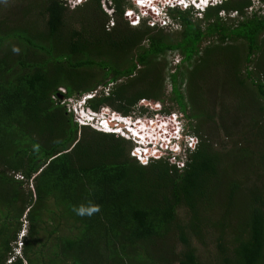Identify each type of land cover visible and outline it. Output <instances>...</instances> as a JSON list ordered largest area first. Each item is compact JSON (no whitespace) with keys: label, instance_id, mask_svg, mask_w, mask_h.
I'll return each mask as SVG.
<instances>
[{"label":"trees","instance_id":"1","mask_svg":"<svg viewBox=\"0 0 264 264\" xmlns=\"http://www.w3.org/2000/svg\"><path fill=\"white\" fill-rule=\"evenodd\" d=\"M111 2L110 29L102 0L73 9L64 0L0 2V264H264V65L261 71L255 56L264 53V12L246 14L251 0H226L201 18L171 10L180 30L168 40L143 20L128 22L129 0ZM221 11H237L239 18L225 19ZM238 40L246 44L244 61L257 71L243 66L245 77L235 73L236 82L255 86L236 91L231 80L223 98L229 105H210L200 65L207 55L214 64ZM94 45L125 51L126 63L91 54ZM167 50L182 54L168 74L173 99L191 128L192 119L211 124L200 121L190 130L198 143L182 168L161 157L135 160L131 141L78 126L60 104L59 94L69 98L111 84L107 95L99 89L87 106L161 118L169 111L158 100L162 72L150 65ZM183 62L185 72L179 70ZM95 68L102 70L99 79L72 83L79 71L94 75ZM156 101L160 108H151ZM214 127L226 135L216 140ZM17 173L31 179L34 195L22 191ZM17 200L28 209L20 253L15 243L23 208ZM90 201L99 213L80 217L72 211Z\"/></svg>","mask_w":264,"mask_h":264},{"label":"rangeland","instance_id":"2","mask_svg":"<svg viewBox=\"0 0 264 264\" xmlns=\"http://www.w3.org/2000/svg\"><path fill=\"white\" fill-rule=\"evenodd\" d=\"M67 4V7L70 9H73L75 7H77L75 4V0H64ZM261 1V2H260ZM251 0V5L248 6L245 9V13L246 14H251L252 12L258 10V9H262L264 10V1L262 0ZM84 2V1H83ZM81 2V4L83 3ZM80 4V3H79ZM80 4V5H81ZM253 4V6H252ZM105 4L102 6V9H105ZM134 6V5H133ZM105 11V10H104ZM263 13L262 11H258ZM193 13V12H192ZM224 13V12H223ZM90 13L88 12L86 14L85 19L88 22L92 23V20L89 16ZM222 14V13H221ZM226 14V15H225ZM225 16H223V18L228 19V18H239V15L237 13L236 16L232 17L231 15V11L229 12H225ZM231 14V15H230ZM201 16L203 17V13L198 16L195 15L193 13V17H197V18H201ZM112 20V16L108 17V20L106 21V28L110 29L114 24L111 23ZM115 20V19H114ZM138 25V24H137ZM176 25V26H175ZM175 25H168L170 28H163L162 31L163 33L166 35V38L168 40H175L179 37V31L180 30V25L175 23ZM179 27V28H178ZM159 29V28H157ZM264 35V33H263ZM207 42H204L202 44V46H204ZM264 47V43L261 44ZM57 51H61L62 50V45L58 44L56 46ZM89 51L91 52V54L93 55H98L101 54L103 56H106L107 58H109L110 60L117 62L119 64L122 63H126V60H124L127 57V54L125 51H120L118 49H114L113 47H109L106 45H94V47H90ZM245 51H246V44L243 41H234L233 42V46H231L229 52H226L225 55H220L219 56V60H217L214 64H213V60H210V58H208V55L206 56V59L202 62V64L200 65V70H198L199 74H203L205 75V82L200 83V85L203 86L202 92L205 98V101L207 100L209 102L210 105L213 106H223V105H229L226 101H224V97L225 94H227L226 92H228V87L229 83L231 82V80H233V83L231 84V87H235L236 91H240L242 89V87H249L252 88L255 85H252L250 81H245L244 84H237L236 82V74L238 75V73H240V76L245 77V67L246 66L253 72V74L257 71V68L255 67L254 62L252 63H247L244 61L245 58ZM182 54L177 50H167L164 54L160 55L159 58L154 59L153 62H151L152 64L150 65L151 68H155V67H159L161 68V72H162V82L159 83V87L161 90V94H160V98L158 99L159 102H163L167 107H169V111H167L168 113H163L162 117L160 119L164 120V123L166 122L164 127H173L175 129V135H177V133L179 134H183L185 133V131H192L193 128L195 127V123H197L198 125H200V121H202L201 124H203L204 126L211 125V124H204V119H192V123H193V128H191V124L188 123V120L185 118L184 113L179 109L175 99H173V95L171 93V86L169 83V78H168V74L169 72H172L174 70H176V65H178L181 61V56ZM257 61L260 64L259 68L261 69V71L263 70L262 66L264 65V53H258L257 55ZM238 57V59H237ZM224 61V63H223ZM187 65L185 62L180 64V68L179 70L185 72ZM147 68V67H146ZM91 71V70H90ZM89 71V72H90ZM102 70H100L99 68H95L94 70H92L93 74L90 73H84V71H79L78 72V77L76 79H72V83L73 84H78V85H83L84 84H89L90 82L95 81V79H99L101 77V72ZM144 72V71H142ZM187 73V72H186ZM236 73V74H235ZM136 75H139V73H136ZM83 76V77H82ZM195 78L194 80L196 79ZM239 76V75H238ZM135 77V76H134ZM233 77V79H232ZM127 79L126 77L123 78V80ZM198 83V81H197ZM111 84H108L106 87H109ZM241 85V86H240ZM101 86H98L97 89H101ZM181 89V87H180ZM184 89V99L187 101L191 102L192 96L188 95V93L186 92V87H183ZM64 88H61V91H64ZM243 90V89H242ZM247 91V93L249 95H253L254 92L252 93L250 90L245 89ZM102 92V91H101ZM90 93V92H88ZM88 93H81V94H74L69 98H61L60 99V104H62L68 111H70V113L73 116V121L77 123L78 120H80L78 118V113H79V108H81V106L87 105V100H83L82 98H84V96H87ZM105 94L104 92H102L100 95ZM187 98V99H186ZM190 99V100H189ZM83 101L85 102V104L83 103ZM187 101V103H188ZM239 104H240V110H242L244 103L242 102V100H238ZM246 102V101H245ZM248 102V101H247ZM157 101L155 103L150 104V107H156ZM143 105V104H142ZM245 106V105H244ZM158 108H160V106H157ZM162 107V106H161ZM111 111V109H110ZM113 112V111H111ZM186 113L189 115L192 113V110L190 107L187 108ZM107 115V114H105ZM161 116V115H160ZM137 117H139L138 119H140L141 122H144L145 124H147L146 126H148L149 128L153 129L154 127H156L157 121H151L150 117L148 116V113H142L140 114V116H136V117H132V120H135ZM82 120V118H81ZM190 121V120H189ZM94 127H97V120H94L93 122H90ZM240 124H243L244 121L239 122ZM79 126V124H78ZM163 126V125H162ZM205 126V127H206ZM203 127V126H202ZM204 128V127H203ZM189 129V130H188ZM213 132H217L215 134L216 140H218L220 137L222 138L223 135H226L222 130L220 131V129H217L216 127L211 129ZM152 131V130H151ZM233 132L235 131H231V137H233ZM236 133V132H235ZM192 134H194L192 132ZM195 135V134H194ZM219 135V136H218ZM170 136H173L172 134ZM196 136V135H195ZM226 140L228 139L225 136ZM230 139V138H229ZM131 155V153H130ZM14 177L16 179H19L22 181V183L20 184V186H22L23 189L22 191H24L25 193L31 191L32 195H34V191H33V182L31 181V179H26L25 177H23L20 173L14 174ZM33 178V177H32ZM34 197V196H32ZM18 205H19V209L21 210L22 208V214L19 217V220L21 221V229L19 231V234L17 236L16 239V247H15V253H20V248H21V238L22 236L25 235V228L27 225L26 222V212H27V208L24 209L23 205L21 204V200H17ZM3 212L0 211V217H3ZM46 221L47 218H45ZM44 219V220H45ZM46 224H49L48 222H45ZM45 225V224H44ZM45 233L43 230H41L39 232V237L43 238L45 237ZM12 245L14 246V244L12 243Z\"/></svg>","mask_w":264,"mask_h":264},{"label":"built area","instance_id":"3","mask_svg":"<svg viewBox=\"0 0 264 264\" xmlns=\"http://www.w3.org/2000/svg\"><path fill=\"white\" fill-rule=\"evenodd\" d=\"M85 0H75V4L78 5ZM134 6L128 8L125 11V18L131 25H137L143 21L154 28H170L168 25L179 24V22L172 18L170 11L179 9L182 11L189 10L195 15L200 16L203 12L205 5L210 4L212 6L221 4L225 0H129ZM260 1V0H258ZM261 2V1H260ZM264 3V2H263ZM102 6L105 4V11L112 16L114 8L112 6L111 0H102ZM253 6V4H252ZM262 10V9H261ZM224 12V13H223ZM264 12V10H262ZM222 13V14H221ZM225 11L219 12L221 17L225 16ZM233 14V15H231ZM231 16L237 15V11H231ZM202 17V16H201ZM111 23L114 24L113 19ZM180 25V24H179ZM176 26V25H175ZM179 28V27H178ZM110 87H101V91L107 95L109 93ZM98 92V90H93L87 94L86 97H92ZM83 98V99H84ZM93 115H98L100 117L97 121V129L118 134L119 136L131 141L133 147L130 150L131 156L141 162L146 163L153 157H161L167 160L170 164L174 165L178 169L182 168L186 161L190 151H192L198 143V138L191 131H185L183 134L177 133L175 135V129L173 127H164L163 119H157L156 127L153 129L146 126L144 122H141L139 117L132 120L129 116L117 115V114H107L94 111ZM119 118V120H117ZM151 120V119H150ZM154 121V120H151ZM163 125V126H162ZM137 129L139 126L144 132V135L148 140H139L138 137L134 135L132 131H128L127 128ZM152 130V131H151ZM173 136H170V135ZM145 138V136H144Z\"/></svg>","mask_w":264,"mask_h":264},{"label":"clouds","instance_id":"4","mask_svg":"<svg viewBox=\"0 0 264 264\" xmlns=\"http://www.w3.org/2000/svg\"><path fill=\"white\" fill-rule=\"evenodd\" d=\"M0 2H4L6 3L7 0H0ZM14 52H19V49H16L14 48L13 49ZM89 98L91 97H86V98H82L83 100H88ZM85 100V101H86ZM83 103L85 104V102L83 101ZM79 113L77 114L78 115V118L80 120L77 121V124H79V126H84V125H87V126H90L91 128L95 129V130H98L96 127H94L90 122H93L94 120H97L99 121L100 117L97 115H93V112L95 110H92L90 107H88L87 105H84V106H81V108H79ZM82 118V120H81ZM99 131H102V130H99ZM102 132H105V133H111V132H107V131H102ZM100 206L97 205V204H94L92 203L91 201L88 203V204H81L79 206H74L72 211L77 215V216H80V217H92L93 215L97 214L100 212Z\"/></svg>","mask_w":264,"mask_h":264},{"label":"bare ground","instance_id":"5","mask_svg":"<svg viewBox=\"0 0 264 264\" xmlns=\"http://www.w3.org/2000/svg\"><path fill=\"white\" fill-rule=\"evenodd\" d=\"M226 1V0H225ZM224 1V2H225ZM83 2V1H82ZM202 2L203 3H207V2H205L204 0H202ZM224 2H222V3H224ZM221 3V4H222ZM218 5H220V4H218ZM215 6H217V5H215ZM215 6H212V5H210V4H207V5H205V7H204V9L202 10V12H203V14H204V12L208 9V8H210V7H215ZM117 120H119V118H117ZM127 130L128 131H132L133 133H134V135L136 136V137H138L139 138V140H144V136H146V135H144V132H142V128L139 126L137 129H131V127L129 126L128 128H127Z\"/></svg>","mask_w":264,"mask_h":264},{"label":"water","instance_id":"6","mask_svg":"<svg viewBox=\"0 0 264 264\" xmlns=\"http://www.w3.org/2000/svg\"><path fill=\"white\" fill-rule=\"evenodd\" d=\"M59 96H60V98H62V95L59 94Z\"/></svg>","mask_w":264,"mask_h":264}]
</instances>
